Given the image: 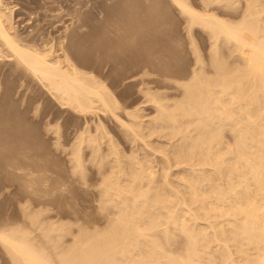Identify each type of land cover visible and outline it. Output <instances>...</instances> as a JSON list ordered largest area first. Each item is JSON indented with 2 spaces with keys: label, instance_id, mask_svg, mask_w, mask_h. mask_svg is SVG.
Returning <instances> with one entry per match:
<instances>
[{
  "label": "bare ground",
  "instance_id": "obj_1",
  "mask_svg": "<svg viewBox=\"0 0 264 264\" xmlns=\"http://www.w3.org/2000/svg\"><path fill=\"white\" fill-rule=\"evenodd\" d=\"M171 1L189 23L186 35L189 34L193 64L184 76L181 75L185 73L176 76L177 72L164 62L147 66L149 70L137 75L146 101L130 109L118 101L106 79L82 67V59L74 52L76 45L68 44L70 32L64 39L72 46L60 44V54L54 52L57 48L50 40L41 48L40 41L35 42L37 36L25 35L35 37L28 40L16 32L14 12L0 0V58L9 52L6 55L14 57L17 68L41 83L55 101L85 116L84 126L76 132L70 148L69 142H64L66 147L62 145L61 149L67 153L72 168L70 180L72 177L90 189L93 182L89 175L95 174L99 207L105 215L100 227L106 223L104 231L91 227L92 231L88 228L91 224L83 226L78 222V233L66 240L71 242L66 245L61 238L73 229L65 227L66 223L49 221L44 240L57 243L54 235H58L65 243L62 250L55 249L56 245H44L53 256L41 249L45 242L35 246L28 232L11 227L2 230V246L16 263L264 264V0H200L201 10L188 0ZM240 2L244 6L240 7ZM81 6L83 10L88 5ZM221 9L234 14L227 17ZM127 24V30L130 25L132 31L121 38L122 45H133L145 22L138 32L133 31L135 24ZM80 26L79 29L83 27ZM196 29H201L209 42L206 41L207 55L199 48L202 40L196 42ZM33 40L35 45L31 44ZM152 74L160 76L157 90L151 85ZM145 104L155 110L150 120L148 115L144 119V111L140 113ZM110 120L119 123L133 147L137 143V150H128L127 155L107 129ZM2 130L8 127L2 126ZM3 131L0 149L6 145L12 148L17 142L15 132L10 128L8 134ZM60 137L56 140L59 147ZM156 153L160 154L157 161L153 158ZM10 160L12 167L18 162ZM63 185L60 187L64 189ZM38 188L36 182L30 186L33 191ZM95 224V228L99 227ZM51 246L56 254L50 252Z\"/></svg>",
  "mask_w": 264,
  "mask_h": 264
},
{
  "label": "rangeland",
  "instance_id": "obj_2",
  "mask_svg": "<svg viewBox=\"0 0 264 264\" xmlns=\"http://www.w3.org/2000/svg\"><path fill=\"white\" fill-rule=\"evenodd\" d=\"M3 1L8 4L9 7L11 6L10 8L14 12V18H16V21L14 20L15 25H17L16 32H21L19 33L20 35L22 34L21 37L23 36V38L29 40V38L34 39L35 37L26 38L27 35L37 36L39 39L36 38L37 41L35 39V42L37 43L40 41L38 44L41 45V48L44 47L43 45H45V43H48L46 40H50L49 43L53 42L56 48H59L57 51V49L53 47V49L57 51H54L56 54L58 52V54H60L61 46L68 47V44H72L73 46L76 45L75 48L71 47L70 50L77 48L76 51L73 50L75 54L77 53L78 56H76L82 59V67L89 71L91 70L102 79H106V84H109L108 86H110V89L115 93L117 99H119L118 101L123 104V107L125 105V107L128 106L127 108L131 107L130 109H132L134 107H140L141 105L139 104L141 102L142 105L145 103L146 97L140 91V86H142L140 84L141 79L139 78L140 76L137 75L142 74L146 69L149 70L147 66L149 67L153 63L159 64V62H164L166 63L165 65L168 64L167 66L170 70L177 72L176 76L185 73L181 75L184 76L191 69L189 65L193 64L192 61H194L193 55L191 54V45L188 43L189 34H187L188 36L186 35V33H188V27L186 25L189 23H187L186 16L184 15V18L182 17V12L177 6L173 5L171 0H81L80 2H78L79 0ZM188 1L191 2L193 4L192 6L196 9L201 10L203 8V4L200 0ZM239 1L242 2V0ZM241 2L239 5L242 4L244 0L242 3ZM82 3L83 5H88L84 6L83 10L81 6ZM237 4L236 2V5ZM242 6L244 5L242 4ZM96 7L98 8L96 9ZM98 10L105 13L99 12ZM223 10L221 9L220 12L222 11V13H224L223 15L227 13V17H229L231 13L234 14L232 10ZM100 13L102 15H100ZM131 20H133V24H135L133 31H140L141 28H143L144 22L145 28L143 29L145 30L143 31L142 29L137 33H141L138 35L140 40L137 38L133 45L130 43H123L122 45L121 38L128 33L129 35L131 34L132 30L130 29L132 28L128 25L133 22ZM125 23H128V30ZM116 24L117 26H115ZM137 24L140 27H138ZM78 25L83 26V29L81 26V29H79ZM118 26H120L121 29H119ZM77 27V30H81L78 31L79 34L76 30ZM123 27L126 28L127 32ZM196 31L202 33H198L197 35L199 36H196V34L194 35L195 38H197L196 42H199L198 40L200 39L202 40V45L200 41L198 43L200 47H198L201 50L203 49L202 53L206 52V54L203 53L204 55H207L209 47H207V45H209V42L205 38V35H203L204 32L201 29H196ZM67 32H70L72 36L69 37L68 35L70 34H67ZM65 37H67L68 41H71V43L66 41L67 39H64ZM203 37L204 39H202ZM206 41L208 43H206ZM67 42L68 44H66ZM157 42L161 44L160 47L162 48L158 46L159 44ZM32 43H34V40L31 44ZM38 44L36 45L39 47ZM4 49L7 50L5 47ZM157 51L158 53H156ZM6 54H9V52L5 53L3 56L5 57ZM3 56L0 58V126L2 125L5 128L8 127V130L10 128L15 132L14 135L17 136V144L15 143L12 148L10 145H6L5 149H0V231H5V229L10 230L11 228L24 230L28 232L32 242H35V246L37 244L38 247V244L40 245L45 242L40 245V247L42 246L43 248L41 249L48 252L49 249L47 250V246H44L48 242L45 241L47 239L44 236V232L50 227L49 221H55L57 225L66 223V226H64L68 227L69 230L72 228L75 233H71L73 230L70 231L71 236H69L70 234L65 235L61 238L64 240H61L58 235H54V238L57 239V243H47L48 246H50V244L56 245L57 247H55V249L62 250L63 247L61 246L63 244H71V242H66V240L76 235V232L78 233V222L84 223L82 224L83 226H90L88 224H91L92 226L88 228L90 229L92 227L95 231L97 228L101 231L106 229V223L104 226L100 227L105 221L104 217L102 219V216L105 215L102 214L99 207L98 195L95 190L98 179L94 177L95 174L92 172L90 173L89 180L91 179L90 181L93 182V184L90 182V185L92 184L90 189L83 184L81 186L76 180H72V177L70 180L69 177L71 176L70 174H72V168L70 167L67 153L61 149L63 148L62 145L64 142V145H67L69 142L67 148H70V144L73 143L71 140L74 141L76 132L84 126L83 122L85 116L78 115L72 109L65 108L59 102L55 101L41 83L33 80L29 75L23 74L22 70L17 68L13 56L6 55L5 58ZM151 56H153L154 62ZM165 56L168 57L166 58ZM168 60H170V64ZM147 61H150L149 64L146 63ZM175 72L172 73L175 75ZM159 79L160 76L152 74L151 80L154 82L151 83V85L155 86V90L158 89L157 84L159 83ZM169 89L168 91H174ZM122 104H120L121 107ZM150 105L151 104H148L146 107L142 106L143 108L140 112L142 115L144 112L146 113L144 119L149 117L147 120H150L152 115H156L154 107ZM107 121L109 122V120ZM110 122L109 124L106 123L107 129L109 128L108 131H111L110 135H114L119 144L123 143L122 145L120 144V147H124L125 152L128 150L131 152L133 149L137 150V143L135 144L136 148L133 147L134 143L127 140V137L124 135V129L122 130V128L119 127L120 125H117L119 123L115 124L116 122L112 120H110ZM51 123L54 125L53 129L50 127L53 126ZM2 126L0 127V131L4 130H2ZM49 128H51V130ZM8 130L3 131V133L5 132L8 134ZM59 136H61V147H59L56 142ZM148 139L150 140V138ZM152 145L155 144L152 143ZM129 152H127V155L130 154ZM16 153L18 154L17 157ZM3 156H5V158H3ZM158 156H160V154L156 153L153 158L156 160ZM11 157H13L14 160L18 158L15 161V163L18 161L16 163L19 166L18 169L16 164V168H13L15 166H11V162H9ZM13 158H11L10 161H12ZM155 164L157 165V162H155ZM157 169H159V167H157ZM50 180L53 181L51 182ZM35 182L36 185L39 186V191L30 190V186L33 184L35 185ZM45 183L50 185L47 186ZM52 184H54L53 187ZM62 184H65L63 185L64 189L60 187ZM38 214L43 215L41 216L42 219ZM33 216H37L39 219L36 217L35 219ZM43 217H45L44 219L46 222L48 221V223H43ZM80 217H82L81 221H79ZM36 220L41 221L43 225H40L42 223L39 224V221ZM35 221L44 228L36 225ZM68 222L75 225L67 224ZM95 223L99 224V227L95 228ZM51 224L53 223L51 222ZM92 228L90 230L94 231ZM99 229L98 231H100ZM60 240L65 243H62ZM2 245L4 244L0 241V264H15L16 261L12 258L11 254L6 251V247ZM53 249L52 247V250ZM50 252L56 254L54 250H50ZM48 254L50 253L48 252ZM50 256L53 255L50 254ZM8 260L11 261L9 262ZM16 264L19 263L17 262Z\"/></svg>",
  "mask_w": 264,
  "mask_h": 264
}]
</instances>
